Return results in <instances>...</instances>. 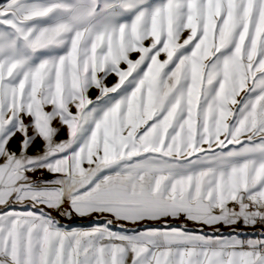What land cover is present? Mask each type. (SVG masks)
Returning <instances> with one entry per match:
<instances>
[{"label":"snow or ice","instance_id":"1","mask_svg":"<svg viewBox=\"0 0 264 264\" xmlns=\"http://www.w3.org/2000/svg\"><path fill=\"white\" fill-rule=\"evenodd\" d=\"M0 264H264V0H0Z\"/></svg>","mask_w":264,"mask_h":264},{"label":"crops","instance_id":"2","mask_svg":"<svg viewBox=\"0 0 264 264\" xmlns=\"http://www.w3.org/2000/svg\"><path fill=\"white\" fill-rule=\"evenodd\" d=\"M161 58H163V56ZM62 135H63V133H62ZM58 218L61 220V223L64 224V225H68L70 223H73V221H69L68 219L61 218V217H58ZM222 231H225L226 232L227 229H222ZM244 232L246 234H255L257 232V230L256 229L249 228V229H244ZM241 238H247V236H242Z\"/></svg>","mask_w":264,"mask_h":264},{"label":"built area","instance_id":"3","mask_svg":"<svg viewBox=\"0 0 264 264\" xmlns=\"http://www.w3.org/2000/svg\"><path fill=\"white\" fill-rule=\"evenodd\" d=\"M55 214V213H54ZM55 215H57V214H55Z\"/></svg>","mask_w":264,"mask_h":264}]
</instances>
